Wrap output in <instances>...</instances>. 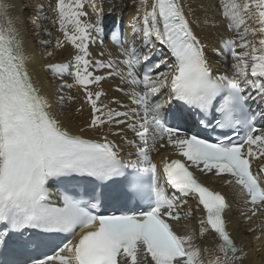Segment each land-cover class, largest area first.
Instances as JSON below:
<instances>
[{
    "label": "snow or ice",
    "instance_id": "1",
    "mask_svg": "<svg viewBox=\"0 0 264 264\" xmlns=\"http://www.w3.org/2000/svg\"><path fill=\"white\" fill-rule=\"evenodd\" d=\"M133 6L131 37L111 33L124 59L105 61L90 52L104 31L96 0H39L33 15L50 9L57 45L74 49L57 63L37 61L0 0V264H246L232 203L206 180L237 189L241 223L259 219L247 234L264 242V0ZM217 25L228 38L214 60L197 30ZM101 69L120 77L124 110L102 102ZM74 86L76 112L90 110L77 131L62 119Z\"/></svg>",
    "mask_w": 264,
    "mask_h": 264
},
{
    "label": "bare ground",
    "instance_id": "2",
    "mask_svg": "<svg viewBox=\"0 0 264 264\" xmlns=\"http://www.w3.org/2000/svg\"><path fill=\"white\" fill-rule=\"evenodd\" d=\"M6 3L15 5L16 7L9 9V16L14 20H18V27L22 29L26 27V36L29 50L35 53L37 61L40 62H68L71 60L72 55L74 54V49L71 45H65L64 48H60L57 45V39H63L62 34L59 32L58 28L53 24L54 14L50 9H45L43 12L39 13V18L33 15L31 9L32 7L39 2V0H5ZM49 0H45L47 4ZM148 3H151L152 0H147ZM140 0H136V4L139 5ZM96 4L102 8V26L106 30L105 35H101L96 39L94 43L90 44V52L94 59H102L105 61L108 60H122L124 59L120 55V49L117 44H115L111 39V33L115 28V23L120 22L123 28L121 39H126L131 37V26L133 23V16L135 14V7L133 6V0H96ZM88 12L91 14L92 9L88 8ZM95 19L94 16L91 17ZM35 21V23H33ZM3 23V21H0ZM198 34L201 36L207 37V41L210 45L209 47V56L214 60L215 55L211 51V46L214 45L221 35H224L225 38H228V35L225 31V26L217 25L216 27L209 26L205 31L200 32L198 29ZM109 34V35H107ZM48 41V44H43L42 42ZM140 54L143 55L144 48L141 46L139 49ZM166 51L164 49H158L156 59H159V52ZM103 53V55H101ZM48 54H51L49 57ZM223 69V65H216ZM124 71H127V67L123 64L120 65ZM108 69H101L96 74L104 75L105 79L101 81L100 87L105 93L102 96V102L108 104L112 108H117L118 110H124L119 108V106L113 103V99L119 100L122 103H128L125 94L123 91H118V86L124 88L120 77L118 76H107ZM68 83L71 84L73 80L67 78ZM45 82L48 83L47 78ZM127 90V89H125ZM63 94L66 97H72V100H68L63 106L64 112L62 119L65 123H68L73 131H77L78 127L85 120L89 119V109L85 107L81 113L76 112V108L82 103L81 91L77 87H72L69 89H64ZM72 117L69 120V117ZM88 135H92L89 133ZM126 135L131 138L133 133L130 130H126ZM126 151H134V149L127 148ZM173 155L172 150L168 147L163 149L158 148L157 151L152 153L153 162L159 163L164 157H171ZM207 181V180H206ZM214 190L220 191L227 195L232 203V209L229 212V218L231 224L229 225L230 231L237 237L239 240H243L247 245L248 257L246 264H264V242L257 241L253 236L247 234L248 227H254L259 224L261 221L259 219H253L250 224L246 227L241 221L243 217L241 216V211L244 208L243 202L236 196V188L224 184L220 180L207 181ZM194 201L187 199V203L184 205V210H187L188 207L194 206ZM192 227H195L193 223ZM211 242V238L205 240L204 243L207 245Z\"/></svg>",
    "mask_w": 264,
    "mask_h": 264
}]
</instances>
